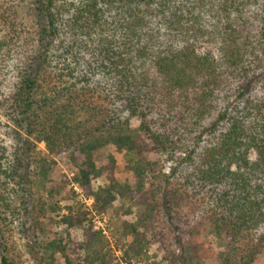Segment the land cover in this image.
I'll use <instances>...</instances> for the list:
<instances>
[{"label": "trees", "instance_id": "trees-1", "mask_svg": "<svg viewBox=\"0 0 264 264\" xmlns=\"http://www.w3.org/2000/svg\"><path fill=\"white\" fill-rule=\"evenodd\" d=\"M260 88L264 0H0V115L13 143L0 141V264H20L10 221L35 264H207L187 256L190 222L224 247L214 264H251L264 249ZM214 112L203 148L182 157L177 128ZM108 147L118 156L98 164ZM55 154L70 179H49ZM109 212L126 217L118 262L93 223Z\"/></svg>", "mask_w": 264, "mask_h": 264}, {"label": "rangeland", "instance_id": "rangeland-1", "mask_svg": "<svg viewBox=\"0 0 264 264\" xmlns=\"http://www.w3.org/2000/svg\"><path fill=\"white\" fill-rule=\"evenodd\" d=\"M255 20V19H254ZM253 19L251 20V24H255L256 21ZM233 88L232 85H229L227 88H224L225 91H222L218 95V103L221 102L224 103L222 100H224V95L230 94L231 89ZM230 89V90H229ZM258 89V88H257ZM264 92L262 88H260L257 91L253 92V96L255 95H261ZM256 95V96H257ZM221 106V105H220ZM217 116V113L214 112L213 115L209 118L204 119L201 122H197V124L190 127L189 132L181 131L182 127H178L177 131L175 133V138L182 140L184 143V153L182 152L181 156L188 154L189 152L196 154L198 153L204 146V141L200 138L199 135L201 131H203L204 127L207 126L215 117ZM5 121L0 115V141H5L6 148H9L13 145L12 141L9 139L6 129L2 126L4 125ZM133 126H137V123L133 120L132 121ZM39 146L43 149L44 145L43 143H39ZM114 154L115 156H118L116 152L113 150V148H105L100 151L96 152V159L98 161V164H105L107 162V154ZM179 154V153H178ZM149 158L151 159H159L163 158L162 155H155L153 153L148 154ZM51 157L55 160V163L52 165L50 173H49V179H51V182H59L63 178L70 179L72 176L71 172L73 169L70 163L67 160V157L65 154H55L51 155ZM162 160V159H161ZM160 167H161V173H167L169 170L170 162H166L165 160L160 161ZM163 177V175H162ZM120 178L121 180L125 179L128 182H132V177L130 172L120 169ZM104 177H99L95 179L94 185L104 183ZM70 186H73L74 184L70 183ZM85 202L86 207H90V204L92 203L91 198L83 200ZM126 217L122 215H115V213H105L102 215H97L93 218L94 227L96 229L102 230V233L106 237V239L109 242V246L111 248V251L114 255L115 261L118 262L121 259V254L118 251L117 243L120 238L121 234V223L122 220H124ZM199 222V217H196V220ZM201 221V220H200ZM9 227L11 228L10 233L7 234V237L12 240V243L14 247H16V254L19 256L18 263L20 264H35V262L32 260L30 254L28 253V241L27 239L23 238L19 231L20 222L19 221H10ZM55 221H47V224H51L50 230L52 231V236L56 231H61L62 228L58 227L57 224L54 223ZM197 226L196 223L190 222V224L181 225L179 234L180 236L190 237L191 241V251L187 256L191 257L194 261L197 262H204L207 264H214L216 261H218V256L221 253V250H224V247L220 244V242L212 235L209 234V232L203 228L197 226L195 229L194 227ZM187 229L193 234H187ZM192 235V236H189ZM156 251V247L154 246L150 253H153ZM3 246H0V257L1 254H3ZM10 254V252H8ZM9 256V255H8ZM58 263L62 262V259L60 256H57ZM120 264H128L126 262H121ZM251 264H264V249L261 250L258 254H256Z\"/></svg>", "mask_w": 264, "mask_h": 264}]
</instances>
